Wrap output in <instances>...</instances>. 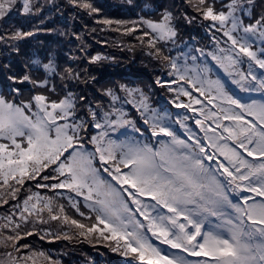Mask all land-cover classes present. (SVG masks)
Masks as SVG:
<instances>
[{
  "label": "snow or ice",
  "instance_id": "1",
  "mask_svg": "<svg viewBox=\"0 0 264 264\" xmlns=\"http://www.w3.org/2000/svg\"><path fill=\"white\" fill-rule=\"evenodd\" d=\"M88 36L145 71L110 73L124 61ZM156 86L199 116L153 106ZM10 201L0 264H62L41 241L103 243L119 264H264V0H158L138 19L96 0H0Z\"/></svg>",
  "mask_w": 264,
  "mask_h": 264
},
{
  "label": "trees",
  "instance_id": "2",
  "mask_svg": "<svg viewBox=\"0 0 264 264\" xmlns=\"http://www.w3.org/2000/svg\"><path fill=\"white\" fill-rule=\"evenodd\" d=\"M97 1L105 6V10L108 12L110 16L115 18H123V19H138V15L141 14V9L144 8V5L158 2V0H133V3L129 4L128 0H124L125 5L118 6L117 4L115 6V1L120 3V0H97ZM137 5L138 7H136ZM144 11L145 13H147L150 12V9L145 8ZM17 23H19V21H17ZM97 35L100 36L101 39L118 36L117 33H98ZM199 35L205 36L202 30L199 32ZM41 36L43 38V34H41ZM185 39H187V36H185ZM92 43L96 48H103L106 52H112L117 54L118 56L121 57L122 61H124L122 67H117L114 70L109 69L110 73L114 72L118 74L129 75V74L141 73L145 71L144 69H142V66L139 64L138 60L135 63L127 62L125 58L132 56V53L130 52L121 53L117 48L106 47L97 44L96 41ZM200 43L205 44L208 47L212 46L210 37H206L202 39ZM173 55H175V52L173 53ZM209 60L212 63L213 67L216 69V71L219 73L220 77H222V79L225 80L227 86L230 89H232L241 97H246L249 95L248 93L241 92L236 87V85L231 83V81L227 78L226 74L222 70H220L218 66L215 65V62H212L211 58H209ZM150 78L154 80V77H150ZM164 78L168 79L166 72L164 73ZM155 91H156V95L153 96V101H154L153 106H157L158 104H163L167 107V109L171 113H176L181 115L186 113L189 117L199 116L198 113H193L191 110L184 108H177L174 104H172L169 97H174L175 93H166L164 91H161L159 86L155 87ZM192 91H193V95L197 96L204 103H207L206 101H204L203 97L199 96V93H196L194 90ZM180 99L185 103L188 102V97L181 96ZM202 106L203 105H193V107H197V108ZM209 107H211V105H209ZM172 119L175 120L176 116L174 115ZM186 123L192 128L195 134L199 135L200 137H203L204 133L201 131L200 126L195 123L194 119L187 120ZM208 123H211V121H208ZM175 127L178 129L180 135L184 134V130L180 128L179 124H176ZM37 191L52 194V190H48V189H37ZM55 191L66 192L67 190L62 189ZM64 202L67 204L66 200ZM11 203H14V201H10V203L5 207H0V213L6 212L10 208ZM61 242L62 241H52V242L41 241L40 243L43 244L45 248L51 249L53 256H57L58 254V256H60L62 259V255H63L64 262H62V264H119L120 261L125 259V257H121L117 253L112 252L103 243L89 244L87 242H81L80 244V241H66L64 244V250H62ZM70 243H74L75 245L71 246Z\"/></svg>",
  "mask_w": 264,
  "mask_h": 264
},
{
  "label": "rangeland",
  "instance_id": "3",
  "mask_svg": "<svg viewBox=\"0 0 264 264\" xmlns=\"http://www.w3.org/2000/svg\"><path fill=\"white\" fill-rule=\"evenodd\" d=\"M96 2L99 3L97 0H96ZM99 4H102V3H99ZM117 4H118V6L125 5V1H124V0H120V3H118V2L115 1V6H116ZM119 4H120V5H119ZM56 18H57V17H53V19H56ZM89 23L91 24V23H93V22H89ZM76 24L79 25L80 22H79V21H76ZM86 39H88L89 43H91V44H93L92 42L96 41L95 39L92 38V36H88V37H86ZM212 62H213V61H212ZM220 70H221V69H220ZM221 78H222V77H221ZM253 97L256 98V99H260V98H258L259 96H257V97H256V96H253ZM181 137L184 138V139H187L186 135H185V136H182V135H181ZM30 183H31V182H30ZM14 203H15V201H14ZM5 206H7V205H0V207H5ZM26 239H27V238H26ZM65 242H66V241H62V242H61V244H62V245H61L62 250H64V244H65ZM80 244H81V242H80ZM70 245H71V246H74L75 244H74V243H70ZM61 247H60V249H61ZM161 247H164V245H161ZM166 247H167V246H166ZM58 258L61 259L60 256H58ZM68 258H69V257H68ZM71 258H72V257H71ZM61 261L64 262V261H63V255H62V259H61Z\"/></svg>",
  "mask_w": 264,
  "mask_h": 264
}]
</instances>
